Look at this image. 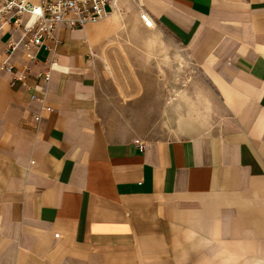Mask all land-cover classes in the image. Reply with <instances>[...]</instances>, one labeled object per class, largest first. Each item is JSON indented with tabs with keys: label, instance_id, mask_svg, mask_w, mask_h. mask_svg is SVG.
<instances>
[{
	"label": "crops",
	"instance_id": "1",
	"mask_svg": "<svg viewBox=\"0 0 264 264\" xmlns=\"http://www.w3.org/2000/svg\"><path fill=\"white\" fill-rule=\"evenodd\" d=\"M115 1L36 61L0 34V264H264V0ZM184 61L221 111L108 128Z\"/></svg>",
	"mask_w": 264,
	"mask_h": 264
},
{
	"label": "built area",
	"instance_id": "2",
	"mask_svg": "<svg viewBox=\"0 0 264 264\" xmlns=\"http://www.w3.org/2000/svg\"><path fill=\"white\" fill-rule=\"evenodd\" d=\"M115 0H0V34L4 27L10 28L8 49L14 50L22 43L25 58L36 61V56L30 51L31 46H43L52 53L58 39L55 34L59 27L76 29L86 24L98 23L107 18V6L115 5ZM29 17L25 22L24 18ZM145 23L149 26V20ZM18 32L20 37H15ZM56 65L54 60L49 63L46 72L41 73L43 80H49V71ZM2 70L11 71L12 65L6 64ZM30 100H37L35 94ZM42 110L51 111L48 106ZM41 111V110H40ZM31 116L35 121L42 119L41 113L33 112Z\"/></svg>",
	"mask_w": 264,
	"mask_h": 264
},
{
	"label": "rangeland",
	"instance_id": "3",
	"mask_svg": "<svg viewBox=\"0 0 264 264\" xmlns=\"http://www.w3.org/2000/svg\"><path fill=\"white\" fill-rule=\"evenodd\" d=\"M134 33L143 34L137 32L136 29ZM145 34L154 35L158 33L146 32ZM161 78L162 81H165V88L160 85L161 90H152L150 93H147L150 99L146 102V106L143 107L141 105V107H131L120 110L124 111L125 115L120 114L115 117L107 118L110 120V123H107L108 128L112 129L117 135L147 132L151 133V136H155L157 133H162L163 131L166 133H175L179 128L177 126L178 117L179 122L181 116L188 117L182 122L184 128L188 127V129H192L197 125L194 123L189 124L190 115L188 116V114L190 107L188 104L196 105L198 107L196 110L200 116H205V114L208 115L212 112V110L209 112L206 109L205 99H209L211 108H215L214 110H218V112L221 111L217 108L220 105V96L213 88L212 84L214 85V83L210 77L201 75L199 69L190 68V63L187 61L183 63L182 76H161ZM158 85L159 84L156 86L154 85L153 87H158ZM177 85H182V92L175 91ZM202 89L204 90L202 91ZM175 100L179 101L177 104L179 107L175 105ZM148 104H151V107H147ZM209 117H211V115H209ZM112 120H117V122H111ZM123 120L126 122L122 123L121 121ZM141 120L150 122L144 123L141 122ZM187 123L188 125H186ZM179 126L181 127V125Z\"/></svg>",
	"mask_w": 264,
	"mask_h": 264
}]
</instances>
